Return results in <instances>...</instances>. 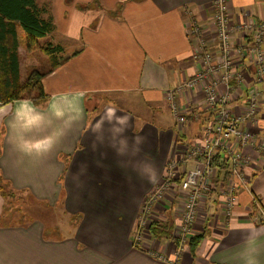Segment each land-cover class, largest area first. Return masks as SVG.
Wrapping results in <instances>:
<instances>
[{
  "label": "crops",
  "instance_id": "obj_1",
  "mask_svg": "<svg viewBox=\"0 0 264 264\" xmlns=\"http://www.w3.org/2000/svg\"><path fill=\"white\" fill-rule=\"evenodd\" d=\"M36 1L53 25L40 43L61 47L63 63L42 81L46 106L0 103V176L40 201L64 199L74 229L65 234L58 226L60 234L51 237L40 220L11 225L0 193V264H264V154L254 156L248 184L237 187L231 216L220 202L221 185L208 193L193 229L192 236H202L194 250L191 236L176 260L177 241L161 242L151 229L140 247L132 246L142 203L163 179L177 140L201 142L211 116L202 110L200 88L185 91L178 101L192 112L181 130L166 93L203 69L191 23L201 27L204 49L220 54L214 0ZM228 9L233 23L246 17L264 23V0H228ZM250 41L238 35L246 52L232 58L253 82ZM19 53L24 79L23 44ZM257 87L254 128L264 140V80ZM244 106L233 92L232 111Z\"/></svg>",
  "mask_w": 264,
  "mask_h": 264
},
{
  "label": "built area",
  "instance_id": "obj_2",
  "mask_svg": "<svg viewBox=\"0 0 264 264\" xmlns=\"http://www.w3.org/2000/svg\"><path fill=\"white\" fill-rule=\"evenodd\" d=\"M213 9L220 54L216 55L204 49L205 40L201 35V27L195 22L191 23L189 34L196 37L199 44L194 57L201 61L203 69L166 93L172 114L181 130L192 112L178 101V97L185 91L200 88L204 103L202 110L211 116L204 122L201 142L186 144L181 139L177 140L163 179L145 197L141 206L134 232L137 245L141 244L140 240L150 229L152 221L157 220L152 207L160 204L162 199H168V196L174 201L172 206L175 201L178 204L175 209L180 220L178 231H181L184 241H188L193 235L194 225L208 193L219 184L222 208L227 216H231L238 202L237 187L248 184L252 178L249 170L254 156L264 154V140L254 128L260 122V91L256 81L264 79V23L249 17L233 23L229 15L228 0H214ZM244 34L251 37L249 52L257 67L253 82L248 71L237 68L232 58L234 54L244 56L245 45L236 43V37ZM232 81L235 84L232 85ZM233 92L245 100L241 113H234L230 107ZM220 154L223 156L222 161L225 160L228 166L223 169L215 161ZM189 162H194L193 167H189ZM172 239L176 241L178 238L174 235ZM180 246H184L181 241L178 247ZM150 253L156 254L160 259H167L165 254L160 255L153 251ZM175 256L179 260L181 251H177Z\"/></svg>",
  "mask_w": 264,
  "mask_h": 264
},
{
  "label": "trees",
  "instance_id": "obj_3",
  "mask_svg": "<svg viewBox=\"0 0 264 264\" xmlns=\"http://www.w3.org/2000/svg\"><path fill=\"white\" fill-rule=\"evenodd\" d=\"M46 9L38 5L36 0H0V103L7 105L12 102L29 99L36 106L44 107L49 101V95L43 86V79L62 63L59 54L62 48L56 46L52 41L40 43L52 32L51 18L45 17ZM19 28L23 30V36L19 34ZM23 44L28 52L40 50L47 56L48 66L41 70L32 67L27 71L23 79L21 74V56L19 47ZM222 155L215 158L218 166L224 165ZM185 174V173H184ZM184 174L181 176L184 177ZM178 179V181H180ZM9 187L0 176V191L3 196H12L4 193ZM6 199V198H5ZM173 219L163 223L154 220L151 223L152 234L157 240L173 237ZM201 235H194L189 242L194 250L201 241ZM179 245V242H176Z\"/></svg>",
  "mask_w": 264,
  "mask_h": 264
},
{
  "label": "rangeland",
  "instance_id": "obj_4",
  "mask_svg": "<svg viewBox=\"0 0 264 264\" xmlns=\"http://www.w3.org/2000/svg\"><path fill=\"white\" fill-rule=\"evenodd\" d=\"M39 2H40V0H39ZM192 38H193V36H192ZM23 57H24L23 58V70H24V72H27L32 67H38L41 70H43V69L47 68V66H48V62H47V59L45 58V54H43L40 50L30 51L26 55L24 54ZM262 81H256V84H259ZM165 117H168V115L165 114ZM10 191H12L14 193V197L7 196V195L5 197V196H3L1 191H0V193H1L2 197L6 198V210L5 211H6V214L8 216L7 222H9L11 225H26L29 222H32L35 220H40L45 224L46 228L49 231V236H51V237H56L58 234H60L61 231H59L60 227H58V226L64 227L65 231H63V232H66L65 234L71 233L73 231L74 223L71 221V217H73V215L72 214H69V215L66 214V212L64 210V205L62 202L64 199L63 200L61 199L60 202H58L57 204L55 203V205H54L53 203H51V201L50 202L49 201L44 202V201H40V200L36 199L28 191L16 190L11 185L4 189V193H6V194H10ZM168 199H166V200L162 199L165 201V204H164V201L161 200L162 203L160 201V204H158L156 207H152V209H154V217L158 221L165 223L169 220V218H167V216L171 212L173 217H174V220H173L174 224L176 225L175 229H173V231H174L173 234L178 238L176 241L177 242L181 241V245L183 246L184 244H188V242L184 241L182 234H181V231L180 230L178 231L179 223L177 224L178 219L174 215V211H177L175 209L177 208L178 204L175 201L174 206H172L173 203L170 204V202H174L173 199H171V196H168ZM168 201H169L170 205H168L165 208V205L168 204L167 203ZM142 205H143V203H142ZM236 205H235V207H236ZM202 211H203V209H202ZM175 219H176V221H175ZM179 232L181 235H179ZM168 239H170V238L163 239V240H161V242L162 241H169ZM133 245L135 247L141 246V245L136 244L135 236L132 240V246ZM178 251H182L181 246L178 248ZM153 253H155V252H153Z\"/></svg>",
  "mask_w": 264,
  "mask_h": 264
},
{
  "label": "clouds",
  "instance_id": "obj_5",
  "mask_svg": "<svg viewBox=\"0 0 264 264\" xmlns=\"http://www.w3.org/2000/svg\"><path fill=\"white\" fill-rule=\"evenodd\" d=\"M27 103H28L27 101H25V102H22V107H23V106H26V105H27Z\"/></svg>",
  "mask_w": 264,
  "mask_h": 264
}]
</instances>
